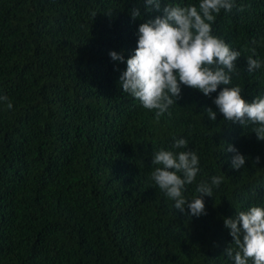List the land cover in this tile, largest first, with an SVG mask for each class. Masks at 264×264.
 I'll return each instance as SVG.
<instances>
[{
  "label": "trees",
  "instance_id": "16d2710c",
  "mask_svg": "<svg viewBox=\"0 0 264 264\" xmlns=\"http://www.w3.org/2000/svg\"><path fill=\"white\" fill-rule=\"evenodd\" d=\"M145 4L0 0V95L12 103L0 102V264H234L224 218L264 207V140L257 125L224 120L219 89L209 97L182 85L158 120L122 92L139 24L162 14ZM212 30L241 51L231 86L249 102L264 94V67L249 72L246 59L255 41L253 58L264 60V0H235ZM179 138L199 157L188 199L202 179L223 177L203 198L206 215L176 210L150 178L153 152L181 151L172 149ZM229 144L247 157L241 169Z\"/></svg>",
  "mask_w": 264,
  "mask_h": 264
},
{
  "label": "clouds",
  "instance_id": "9594fccd",
  "mask_svg": "<svg viewBox=\"0 0 264 264\" xmlns=\"http://www.w3.org/2000/svg\"><path fill=\"white\" fill-rule=\"evenodd\" d=\"M235 0H198V4H172L161 0H146L147 13H162L147 19L138 27L137 47L134 55L126 60L118 80L122 92L137 99L143 108L155 110L157 120L168 112L181 95V86L199 90L205 96L217 92L213 103L223 114L224 120L257 125L252 129L258 140H264V94L257 95L249 102L242 95L239 85H232V75L238 74L236 61L241 51L233 49L222 37L213 34L212 24L221 10L230 12ZM244 5H240L243 10ZM132 18L141 17L138 8L130 10ZM247 48L252 55L246 57L247 70L253 72L264 67V60L256 55L255 41ZM115 61H124V56L110 52ZM223 85V87H221ZM0 102L12 103L6 95H0ZM211 121L216 112L206 107ZM171 113L169 112V115ZM172 149L161 148L153 152L150 178L164 195L174 201V208L192 216L206 215L204 196H212L213 187H219L223 177L212 176L210 182L201 180L196 187L198 195L188 199L184 192L186 185L195 182L199 172V157L188 147L184 138L175 139ZM228 152L234 153L231 167L241 169L246 156L233 145ZM259 157H257V161ZM229 229L232 244L224 253L234 264H264V207L252 205L236 212L233 217L224 218Z\"/></svg>",
  "mask_w": 264,
  "mask_h": 264
}]
</instances>
